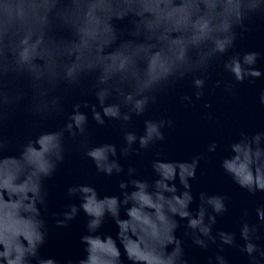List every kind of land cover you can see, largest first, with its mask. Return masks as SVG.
<instances>
[{
    "label": "water",
    "instance_id": "water-1",
    "mask_svg": "<svg viewBox=\"0 0 264 264\" xmlns=\"http://www.w3.org/2000/svg\"><path fill=\"white\" fill-rule=\"evenodd\" d=\"M16 261L264 264V0H0Z\"/></svg>",
    "mask_w": 264,
    "mask_h": 264
},
{
    "label": "clouds",
    "instance_id": "clouds-1",
    "mask_svg": "<svg viewBox=\"0 0 264 264\" xmlns=\"http://www.w3.org/2000/svg\"><path fill=\"white\" fill-rule=\"evenodd\" d=\"M71 191V190H70ZM99 225V221H92L91 224H90V227H96ZM11 264H19V261H16V262H11Z\"/></svg>",
    "mask_w": 264,
    "mask_h": 264
}]
</instances>
